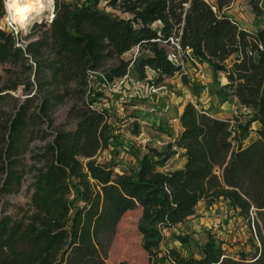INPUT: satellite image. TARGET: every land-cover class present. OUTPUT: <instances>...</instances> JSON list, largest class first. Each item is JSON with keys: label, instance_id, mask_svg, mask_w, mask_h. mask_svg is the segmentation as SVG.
Segmentation results:
<instances>
[{"label": "trees", "instance_id": "trees-1", "mask_svg": "<svg viewBox=\"0 0 264 264\" xmlns=\"http://www.w3.org/2000/svg\"><path fill=\"white\" fill-rule=\"evenodd\" d=\"M234 1L109 0L121 16L100 0H54L50 21L15 34L1 26L0 0V264H107L118 222L136 208L146 264H264V0L250 1L256 29L226 14ZM186 64L207 65L211 93L244 111L219 117L201 106L204 87ZM177 75L196 103L182 104L171 139L119 171L113 158L99 161L120 128L140 133L137 110L120 114L137 105L129 78L160 88ZM175 155L181 166L166 167ZM27 175V201L11 203ZM220 200L248 226V247L208 232L194 248L175 231L161 245L200 203Z\"/></svg>", "mask_w": 264, "mask_h": 264}, {"label": "rangeland", "instance_id": "rangeland-1", "mask_svg": "<svg viewBox=\"0 0 264 264\" xmlns=\"http://www.w3.org/2000/svg\"><path fill=\"white\" fill-rule=\"evenodd\" d=\"M250 1L251 0H235L233 4L224 11L228 12L233 18H235L238 24L242 27L256 29L262 24V20L253 12ZM53 6L54 4L47 7L37 20L49 18V15L53 11ZM100 7L107 12L127 16L114 6L109 5V0H100ZM3 21L4 24L13 31L21 30L23 34H25L28 30V26L26 29H21L15 24L12 26L8 25L5 19ZM123 57L126 59L133 58L134 51L130 50L125 53ZM186 65L188 66L187 70H189V75L193 76L194 79H197L204 87V94L199 99L201 106L219 117H228L239 113L240 111H244V109L237 103L236 99L230 97L227 101L221 102L215 95H213V93H211L210 85L212 82V75L207 65ZM148 73L150 74V71H148ZM3 75V66L0 64V79ZM129 79L133 83L127 85V90L133 91L136 94L137 105L132 106L125 111V107H123L124 105H122L120 101L111 100L109 103H111V105L118 104L117 106L123 107V109H121L122 111H120L121 115H132V112L137 110L140 116V133L136 136L126 130L124 128L125 126L120 128V131L115 132V134L119 136L121 142L117 143L116 146L111 144V149L100 151L97 155L99 161L113 158L115 162L120 164L116 168L117 171H119L120 166H128L132 164L137 152H143L146 147L159 146L161 148L165 142L171 139L168 133L175 132L172 118L177 115L179 107H181L186 101L196 103V99L191 94L190 90L181 83L179 75L165 79L163 82L164 86L160 87V89L152 88L150 85L135 81L133 78ZM222 81H224V79H222ZM121 83V81L116 82L115 86H112L110 90L116 91ZM103 100L107 103L105 98ZM65 112V107H61L58 110V122L64 121ZM178 159L179 156L175 155L167 162L166 167H177ZM31 161V156L26 155L25 163L30 164ZM30 182V175H27L22 191L19 194L8 195L6 197L7 200L13 204H25L27 201V194L24 189ZM140 216V208L128 210L123 214L118 222L116 233L108 250V256L106 258L107 264H115L120 261H126L128 264L147 263L148 254L142 248V236L138 230ZM174 231L189 234L192 238L194 248L206 240L208 232H213L215 235L222 238V240L226 242L224 245L226 248L229 246L227 244L228 241L231 244H234V249L232 248L233 250H235L236 247L242 248L249 246L248 226L245 225V222L229 208L226 202L221 200L215 202L211 206L200 203L194 216L182 225L166 231L167 241L162 242V246H166L167 243H172L170 238Z\"/></svg>", "mask_w": 264, "mask_h": 264}, {"label": "clouds", "instance_id": "clouds-1", "mask_svg": "<svg viewBox=\"0 0 264 264\" xmlns=\"http://www.w3.org/2000/svg\"><path fill=\"white\" fill-rule=\"evenodd\" d=\"M53 4L54 0H4L9 25L15 24L21 29H26L30 14L38 15L46 6Z\"/></svg>", "mask_w": 264, "mask_h": 264}, {"label": "built area", "instance_id": "built-area-1", "mask_svg": "<svg viewBox=\"0 0 264 264\" xmlns=\"http://www.w3.org/2000/svg\"><path fill=\"white\" fill-rule=\"evenodd\" d=\"M49 17H50V19L48 18V20L50 21L51 19H52V17H53V11H52V13L49 15ZM6 20V22H7V24L9 25V22H8V14L6 13V16L1 20V26L2 27H5L6 29H8V30H10V31H13V30H11L10 28H8L5 24H4V21L3 20ZM41 20L42 19H40V20H37V18H33V19H31L30 21H28V27L29 26H31L33 23H35V22H41ZM30 23V24H29ZM12 26V25H11ZM27 27V28H28ZM18 31H21V30H15V31H13L15 34L16 33H18ZM17 45H21V43H17ZM133 51H134V56H136V54L138 53V47H134L133 49H132ZM170 58H172V55H170L169 56ZM184 70V73H186V70L185 69H183ZM160 89V88H159ZM154 91H156V90H154ZM172 124H174L175 126H176V129L178 128V118H177V116H174L173 118H172ZM160 145V144H159Z\"/></svg>", "mask_w": 264, "mask_h": 264}, {"label": "crops", "instance_id": "crops-1", "mask_svg": "<svg viewBox=\"0 0 264 264\" xmlns=\"http://www.w3.org/2000/svg\"><path fill=\"white\" fill-rule=\"evenodd\" d=\"M232 4H233V3H232ZM232 4H231V5H232ZM231 5H230V6H231ZM230 8H231V7H230ZM226 14L229 15L231 18H233L228 12H226ZM233 19L236 20L235 18H233ZM236 21H237V20H236ZM181 110H182V105H181V107H179L177 114H179V113L181 112ZM173 127H174V130L177 131L176 126L174 125ZM177 163H178V166H177V167L181 166V164L183 163V158H182V157H179Z\"/></svg>", "mask_w": 264, "mask_h": 264}, {"label": "bare ground", "instance_id": "bare-ground-1", "mask_svg": "<svg viewBox=\"0 0 264 264\" xmlns=\"http://www.w3.org/2000/svg\"><path fill=\"white\" fill-rule=\"evenodd\" d=\"M47 7H50V6H46L38 15L36 13L30 14L29 21L33 18H39L43 14V12L46 10Z\"/></svg>", "mask_w": 264, "mask_h": 264}]
</instances>
